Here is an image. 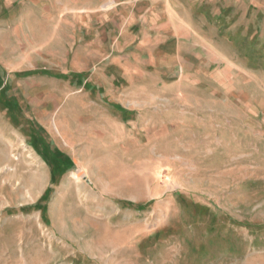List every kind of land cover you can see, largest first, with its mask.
<instances>
[{"label":"rangeland","instance_id":"1","mask_svg":"<svg viewBox=\"0 0 264 264\" xmlns=\"http://www.w3.org/2000/svg\"><path fill=\"white\" fill-rule=\"evenodd\" d=\"M110 2L0 0V264H264V0Z\"/></svg>","mask_w":264,"mask_h":264},{"label":"crops","instance_id":"2","mask_svg":"<svg viewBox=\"0 0 264 264\" xmlns=\"http://www.w3.org/2000/svg\"><path fill=\"white\" fill-rule=\"evenodd\" d=\"M177 2L178 0H165V2L164 0H111L109 11L121 6V10L127 14L126 18L137 32L163 33L166 30L164 25L166 9L170 5L177 6Z\"/></svg>","mask_w":264,"mask_h":264}]
</instances>
